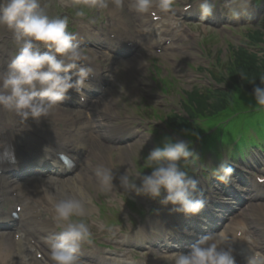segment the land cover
<instances>
[{"label": "clouds", "instance_id": "9594fccd", "mask_svg": "<svg viewBox=\"0 0 264 264\" xmlns=\"http://www.w3.org/2000/svg\"><path fill=\"white\" fill-rule=\"evenodd\" d=\"M99 7H108L106 0H93ZM172 0H158L156 6L164 12L170 10ZM139 13L148 12L154 0H134L130 5ZM191 7V5H189ZM201 19L211 17L215 0H198ZM232 15L239 12L230 9ZM77 17L85 16L84 9L76 11ZM67 17H50L42 0H0V28L7 29L16 46V52L0 68V110L21 117L24 122L30 118L39 122L54 108L61 106L69 90L78 93L85 88L87 79L94 74V68L85 64L88 57L77 42V37L68 31ZM46 49V51H42ZM242 80H248L244 73ZM260 85L253 89L255 106L264 108V76ZM255 84V79L249 81ZM82 96V100H83ZM194 135H198L193 133ZM0 152V161L15 162L11 149ZM46 155L54 149L45 146ZM65 167H73V159L66 153H55ZM199 154L192 141L176 136H165L160 145L144 157L143 168L150 173H129L128 169L117 174L112 168L100 165L96 175L107 188L116 187L114 181L127 191L158 200L162 206L171 205V212L195 216L207 205L200 182L183 169V164L198 160ZM233 168L227 161H221L214 175L222 184L232 182ZM56 219L62 222V230L50 237V259L52 264H80L81 243L91 238V231L84 220V203L77 198H67L54 204ZM170 264H237L229 236L223 233H208L191 245L187 253H165ZM246 264H264V252H253Z\"/></svg>", "mask_w": 264, "mask_h": 264}, {"label": "rangeland", "instance_id": "374dc122", "mask_svg": "<svg viewBox=\"0 0 264 264\" xmlns=\"http://www.w3.org/2000/svg\"><path fill=\"white\" fill-rule=\"evenodd\" d=\"M196 1V0H195ZM228 2H233L231 7L229 9L235 10V11H247L250 10L253 6L254 0H227ZM43 4L45 5V0H42ZM53 2V5H52ZM225 0H215V8L219 7ZM49 5H52L49 9L50 12L53 13V17L60 16L62 17V14H65L69 21L77 22L75 19L78 18L75 13L72 14L74 10L66 9L64 10L61 4L55 3V0H49ZM198 6V1L196 3ZM106 15L108 12L105 10ZM68 14L70 16H68ZM90 15H93V12H91ZM124 19V18H123ZM223 24L217 23L214 25L216 30L219 31V28H222ZM190 32L193 34L192 40H190L191 50H188L186 45L179 44L175 46L172 49V55L169 60L165 61L163 60V64L161 65L160 71H161V78H168L170 77L172 81L174 82H164L163 89L165 91H170L166 96H163L160 93V84L158 79L155 76H152L148 70H141L139 73V76L143 79H141L144 83H140V86L135 85L133 87L134 90H139L140 95L137 98L134 99V101L131 103L130 98L131 96H126L125 101L122 102L121 100H117L116 102H119L123 104V106L132 112L134 110V105H137L141 101L145 103L147 106L154 108V113L156 114V119L154 116L151 115L149 120V125L152 124L153 128L157 131L162 130V125L159 120H163L166 115L177 113H181V103L184 98L185 92H190L192 90H198L200 93H206L212 90H219L222 89L223 85H219L218 82H216V78L219 76L220 73L224 71V64L227 62L229 58V46L234 47H240L247 45L246 40L243 33H248L249 30L257 29L263 31L264 29V13H261L258 15V21L255 23H240L236 26H233L234 29H232V32H224L221 30L220 34H222V38L219 36L212 35L213 39L208 40L206 46L200 47L198 44H195V41H200V37L198 35V31H200V28L195 23L192 24V26H187ZM243 27V31L239 33V28ZM202 30H208V32H212L214 29L201 27ZM130 33V30H127ZM201 35V33H199ZM212 34V33H211ZM217 35V34H215ZM194 40V41H193ZM208 45V46H207ZM240 45V46H239ZM249 46V45H247ZM261 50H257L260 57L264 56V46H259ZM143 58L145 56L143 55ZM143 58L139 59V68L141 64L143 63ZM215 58L219 59V64H215ZM145 60V59H144ZM185 64L190 65L193 70L188 69ZM155 71H157L156 68H154ZM214 76V77H213ZM178 80L180 82L178 83ZM116 84L122 82L121 81V74H117L116 78L113 80ZM175 85L177 86V91H171L173 90ZM112 85V83H111ZM118 87L116 86V89ZM119 89V88H118ZM129 89L131 90V86L129 85ZM120 91V89H119ZM150 92V93H149ZM245 97L249 98L251 101L246 102V106L241 104V101L248 100L247 98L242 99L241 96L237 94H233L232 97L228 94V98L232 102V107L236 106L238 111L226 112H218L215 115H213L211 119H206L207 122H211L210 127L212 126V129L208 132V134L205 136V138L202 141L197 140L199 145L201 146L202 150H206L208 147L206 144V141L208 138H211V142L213 144H216V146L219 144V146L222 147H229L230 150H233V146L235 145L236 141H241L242 144H246V146H251L252 144H257V142H261L262 139H264V118L262 117V108H258L255 106L256 102L255 99L251 98L248 95L243 94ZM118 103V104H119ZM117 104V105H118ZM112 106H114V103H111ZM253 105L255 106V109H253ZM116 107L113 108L115 110ZM255 110V111H253ZM252 111V112H251ZM141 112V111H140ZM104 113V112H103ZM153 113V114H154ZM142 117V116H141ZM159 119V120H158ZM221 123V124H219ZM201 124V123H199ZM214 127V128H213ZM148 143L152 144V137H147ZM146 143V147H142L141 149H137L135 152V156L133 157V163L137 164V159L142 158L143 161L144 157L148 155V153L152 150L151 146ZM129 166H131V162L128 161ZM137 172V171H136ZM135 173V172H134ZM54 184H49L47 186V190L49 186H53ZM52 189V188H51ZM55 189L53 193H47V190H45V194L47 197H50L52 201H57L56 194L58 193H65L69 194V190L67 189H59V188H53ZM85 193H91V191L87 190L84 191ZM67 196V195H66ZM69 196L67 198H69ZM106 202L107 206L111 208L109 211V214L114 220L120 219V213L122 212V203L119 201L117 205H112V198L106 196ZM113 211H116V215H113L111 213ZM258 219H261L262 222V228H264V214L259 212ZM260 225V226H261ZM14 236L15 234L12 233ZM15 237V236H14ZM23 250H26L25 245L23 244L21 247ZM2 249V248H1ZM17 249L12 248L11 253L4 254L6 258L5 263L1 264H18L16 262V259L13 257L12 252L16 251ZM4 250L2 249V252ZM37 262H40L42 264H51L47 262H42L41 260H37ZM39 264V263H36Z\"/></svg>", "mask_w": 264, "mask_h": 264}, {"label": "bare ground", "instance_id": "6f19581e", "mask_svg": "<svg viewBox=\"0 0 264 264\" xmlns=\"http://www.w3.org/2000/svg\"><path fill=\"white\" fill-rule=\"evenodd\" d=\"M140 15H142V13H140ZM142 23L144 25H147L148 20L147 19H143ZM139 32L143 33V31H139ZM79 40L80 39L77 38V42ZM86 41H91V40H86ZM91 42H93V41H91ZM110 42H112V41H110ZM7 55H8V52H6L4 54V56L0 57V66L3 63L7 62ZM90 55L92 56L93 59H100V58L103 57L102 53H95V51H93V53H90ZM132 62H135V61H132ZM98 68L102 71V68L100 66H98ZM93 75L97 76V77H100L99 76V72H97V75L96 74H93ZM82 90L85 92L84 89H82ZM102 104H103V102H100V105H102ZM105 107H106V109L108 111H112V105L111 104H106ZM123 109H124L123 104L119 103L117 105V111L120 112ZM116 114H117V112H116ZM70 116H65V117L62 118V121L65 124L66 134L62 133L61 137L58 138V140L53 141L52 144L41 143L40 140H39L41 132L35 131L31 127L27 126L26 122L22 121L21 117H15L13 119L4 118L3 119V128H7L9 126H18V127H21V128H25L28 131V133H29V136L27 137V140H26L25 143L27 145H29V146L32 145L33 143H36V144L39 145V147H41V149H42L43 146H48V147L54 149L55 153L56 152H64V150H68V151H72V152H74L76 154L79 153V152H83V151H85V154H86V151H87L86 150L87 149L86 143H88L90 141V137H95V138H97L99 140V139H103V138L109 137V135H111V133H112V131H111L112 127H111L110 124H108V123H102V125L101 124H96L92 117H90L89 120L86 118V120L83 121V118L81 117V114H78V112H75L72 115V118L81 120V122H79L76 125L72 126V125L69 124V120L71 119ZM57 122H58V120L54 119V121L51 124H49V125L53 126ZM83 122H85V124H83ZM90 123L92 124L91 133H90V135H87V133L85 131L90 130V127H89ZM77 126H78V128H77ZM96 129H99L100 132L103 133V134L100 135L99 137H96V132H97V131L95 132ZM81 131H83L85 133H82ZM108 133H110V134L108 135ZM17 141L18 142H15V141H12V140H9V139H4V141L2 143H0V145L10 144V145H13V146H21L23 144L22 138L19 137L18 135H17ZM101 143L103 144V142H101ZM143 143H144V140L142 141V138H140V139L136 140L130 147H128V149L129 150L139 149L137 147L139 145L143 146ZM96 147H100V146H95V148ZM59 148H61V150H56V149H59ZM121 152H123V151L121 150ZM92 153L97 158V160H100L99 156L94 153V150L92 151ZM81 164L87 170H90L92 168L91 161L89 159L85 158V157H84V161L81 162ZM67 171L68 170H66V172ZM69 182H74L75 184L79 183V182H85V183H91L93 185L91 179L89 177H86L84 174H82V175H77L75 178H66L65 180L62 181V183L58 184V186H63L64 183H69ZM93 186L95 187V185H93ZM51 192H53L52 189H51ZM252 206H256V205H252ZM32 213H33V209L24 217V222L30 220ZM244 227H245V229H240V231H242L243 233H245V232L248 233L249 232L248 231L249 228L246 226V224H244ZM257 230H258V228H253V229L251 228L250 229V233L253 235V237H252V245L254 246V249L256 251L264 252V247L262 246V240L259 239L258 241H256ZM162 233H163V231L162 232L160 231L158 234H162ZM14 239L15 238L10 234V232L0 234V258H2L1 257L2 253H7V252L10 253L11 249L14 246L18 247L17 251L20 250L21 240L22 239L21 240H17V241L14 240ZM1 248L4 250V252H2ZM15 255L18 256L19 258H21V256H22L21 252H16ZM24 264H28V263L24 262Z\"/></svg>", "mask_w": 264, "mask_h": 264}, {"label": "trees", "instance_id": "16d2710c", "mask_svg": "<svg viewBox=\"0 0 264 264\" xmlns=\"http://www.w3.org/2000/svg\"><path fill=\"white\" fill-rule=\"evenodd\" d=\"M254 41L261 42V35L257 34ZM240 51V50H239ZM235 60L229 67V74L227 84L229 82L240 85L248 92H253L254 87L261 86L259 78L264 76V58H256L255 56L247 55L243 51L235 53ZM240 73H244L248 80L244 81L240 77ZM255 79V84L249 83L250 80ZM227 96L223 91H216L212 98L213 103L209 104L211 97L199 95L197 91L188 96L189 110L198 114L213 113L224 107L225 98Z\"/></svg>", "mask_w": 264, "mask_h": 264}]
</instances>
